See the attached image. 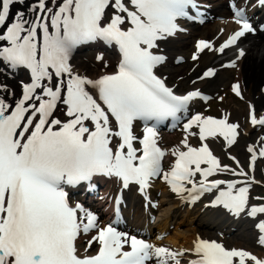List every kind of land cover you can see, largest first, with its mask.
Listing matches in <instances>:
<instances>
[{
	"label": "snow or ice",
	"instance_id": "6c2138e0",
	"mask_svg": "<svg viewBox=\"0 0 264 264\" xmlns=\"http://www.w3.org/2000/svg\"><path fill=\"white\" fill-rule=\"evenodd\" d=\"M201 7L200 0H0V75L30 74L13 102L7 97L15 93L0 81V264H183L185 255L196 257L188 264H264V255L215 240L197 238L182 251L157 246L111 222L102 225L70 196L85 184L95 190L94 178L106 177L123 189L138 186L151 204L148 190L160 179L183 199L209 194L206 207L254 220L264 246V193L254 194L264 188L255 175L264 136L259 148L247 149L248 170L234 156L235 168L222 164L208 143L191 146L189 135L202 142L222 138L231 147L240 125L228 116L189 118V106L210 97L199 89L179 94L157 71L168 59L161 44L186 33L187 21L204 23ZM229 7L236 30L219 47L199 40L193 60L233 49L242 58L241 39L264 33V22L247 14L249 7L264 9V0H230ZM95 42L115 46L120 59L115 71L93 78L75 69L73 53ZM216 75L209 68L199 79ZM233 91L243 99L239 84ZM249 119L264 129V115L254 107ZM182 120L180 145L164 147L161 127L170 122L174 129ZM137 122L144 124L142 137ZM121 202L122 195L117 211Z\"/></svg>",
	"mask_w": 264,
	"mask_h": 264
},
{
	"label": "bare ground",
	"instance_id": "6f19581e",
	"mask_svg": "<svg viewBox=\"0 0 264 264\" xmlns=\"http://www.w3.org/2000/svg\"><path fill=\"white\" fill-rule=\"evenodd\" d=\"M33 2V0H29ZM214 23V22H213ZM216 23V22H215ZM219 24L226 25L227 28H234L230 22H217ZM259 41H251V37L247 38L245 42L249 43L250 52L249 56L245 54V62L247 58L250 59L247 62V71L245 77L243 76L245 82L252 86L255 84L260 75H264V35H258ZM186 44L183 45L185 47ZM93 56H98L96 51H93ZM104 59L107 62H110V56L108 54L104 55ZM74 67L81 74H86L90 77H98L102 73V69L98 64H89L84 61L82 57L73 59ZM109 65V64H108ZM98 75V76H97ZM10 81V79H8ZM11 82V81H10ZM17 87L15 86V89ZM259 104L264 106V95L259 97ZM162 196L160 200V212L156 218L155 222H152L150 225L145 228L147 232H151L155 229L157 232V238H160L166 242H169L172 246L177 247L179 250L191 249L192 245L196 241L195 232L198 226L205 225L212 216H208L206 220H196L191 211L185 210L178 220L175 221V211L178 207L176 200H170L167 198L165 191H161ZM174 224L173 230H169L170 225ZM198 230V229H197ZM160 239L156 240L160 242Z\"/></svg>",
	"mask_w": 264,
	"mask_h": 264
},
{
	"label": "rangeland",
	"instance_id": "374dc122",
	"mask_svg": "<svg viewBox=\"0 0 264 264\" xmlns=\"http://www.w3.org/2000/svg\"><path fill=\"white\" fill-rule=\"evenodd\" d=\"M214 31H211L210 34H208L207 36H210ZM191 38H188L186 37V39H184V41H190ZM175 44V43H174ZM173 45V44H172ZM177 45V44H175ZM174 46H171L172 48L171 49H168V51L173 54L174 52H177V51H180L182 52V50H175L176 48ZM189 49H191V44L189 43V46H188ZM84 57V58H92V61H93V57H92V54L90 55L89 52L85 51V52H82V55L81 57ZM250 59L247 58L245 64H244V67H243V76L245 77L246 75V71H247V62L248 60ZM90 64V63H89ZM96 65V64H95ZM100 66V64H99ZM189 66V64H187L186 67H179L175 74L177 75H180L182 73H184V71L187 69V67ZM202 66V65H201ZM200 66V67H201ZM224 75H228V78H227V81L231 78H233V73L231 71H226ZM262 79V75L259 76V78L257 79V81L255 82L254 85L250 86V87H253L252 89H248L246 90V92H250L251 95H255V94H258V92H255L256 89H257V86H258V83L259 81ZM221 76L217 77L216 78V81H214L211 85H208V86H212V89H218V87L220 85H225L226 84V81H221ZM230 103H228L229 105ZM258 107H261V106H258ZM264 107V106H263ZM242 115H245V105L243 102H240V103H237L236 105V109L233 110V113H232V119H240L242 117ZM243 126H245V116L243 118ZM256 137L252 134V137L250 140H254ZM246 140L244 137L240 136L239 139H238V142L236 144V146L234 147V152L238 154V156H240V158H242L243 160L245 159V156H244V145L246 143ZM257 177L264 181V160L260 161V163L257 165ZM260 193H264V188H257L256 189V193L254 194H260ZM183 210L184 209H181L178 207L177 211H176V219L175 221L178 222V219L182 213H183ZM139 213H140V210H138ZM193 213V215L197 218H195L196 220H206V218L209 216L208 214H213L216 219L214 221V227H211V226H206V227H199L198 230H196V233L198 232V235L199 236H202L203 238L205 239H214L213 237H217L216 236V229L219 228V227H222L225 225V223L227 222V219L219 212V211H215V210H212L211 212L209 213H206V212H199V211H191ZM222 223L223 225L222 226H218L220 224L218 223ZM233 227V225H228V230L231 231V228ZM248 225L247 224H243L241 226V229H238V232H233V233H227L225 234V239H222L220 238V241L223 242L225 244L226 247H232V246H238L239 248H243L245 250H248V251H251L253 252L254 254L258 255V256H261V255H264V246H261L257 243V233L255 231H251L250 228H248ZM172 230V229H171Z\"/></svg>",
	"mask_w": 264,
	"mask_h": 264
}]
</instances>
